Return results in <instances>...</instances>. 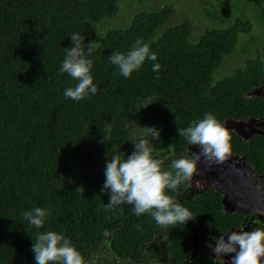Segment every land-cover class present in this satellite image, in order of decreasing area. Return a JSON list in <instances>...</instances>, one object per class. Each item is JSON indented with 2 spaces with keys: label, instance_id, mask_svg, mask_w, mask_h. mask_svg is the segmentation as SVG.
Segmentation results:
<instances>
[{
  "label": "trees",
  "instance_id": "1",
  "mask_svg": "<svg viewBox=\"0 0 264 264\" xmlns=\"http://www.w3.org/2000/svg\"><path fill=\"white\" fill-rule=\"evenodd\" d=\"M126 1L0 0V264H35L32 244L47 231L63 234L85 264H102L98 251L105 246L128 264L154 262L160 249L173 264H182L190 258L199 225L226 230L222 216L228 213L213 187L187 197L182 195L186 183L167 190L194 217L174 228H161L149 213L135 215L130 204L106 208L109 195L101 189L107 160L126 159L140 138L164 160V170L174 171L172 161L194 147L177 128L207 113L225 126L231 120L264 119V96L256 92L264 83V41L256 44L264 39V0H251L250 6L198 0L205 13L193 9L192 14H205L213 24L207 22L196 40L194 15L168 25L178 8L173 0L172 5L161 0V7L135 13L127 26L101 32L87 56L97 93L79 101L67 98L65 90L78 83L60 71L70 36L79 33L85 43L93 41V23L114 18ZM238 7L246 8L242 18L235 16ZM249 34L254 37L242 50L245 62L219 75L241 36ZM137 39L157 60L146 59L125 78L109 55L127 53ZM156 63L158 73L152 70ZM146 101L151 104L142 108ZM145 127L158 128L159 140ZM228 130L232 152L264 158V133L247 141ZM35 207L49 213L42 228L23 217Z\"/></svg>",
  "mask_w": 264,
  "mask_h": 264
},
{
  "label": "clouds",
  "instance_id": "2",
  "mask_svg": "<svg viewBox=\"0 0 264 264\" xmlns=\"http://www.w3.org/2000/svg\"><path fill=\"white\" fill-rule=\"evenodd\" d=\"M72 46L65 47V58L60 71L68 73L78 83L69 87L64 95L79 101L89 94L97 93L93 83L91 68L93 61L87 56L95 48V41L85 43V36L73 33L70 36ZM156 61L157 55L150 51L147 43L137 39L127 53L112 52L110 63L118 66L120 74L127 78L138 70L145 60ZM160 64L153 66L157 72ZM145 102L142 108L149 106ZM147 134L155 140L160 138L156 127H145ZM110 133V129L106 130ZM101 143H105L106 135ZM179 136L185 138L190 146H198L200 151L194 155L175 159L171 163L174 171L162 168L164 160L154 156L147 139L140 138L132 142L134 150L126 159L113 156L107 160L105 181L101 189L107 192L109 202L106 208L122 204L133 205V212L140 216L149 213L161 228L185 225L194 219L192 213L168 194V189L175 191L198 172V163L203 160L211 165L222 162L231 153V134L228 128L211 113L205 114L198 122L194 121L187 128H177ZM49 213L46 209L35 207L23 213V217L36 228H42ZM215 245L209 244L215 259L231 256L230 264H262L264 262V229L232 231L226 235L214 237ZM35 264H85L82 254L63 235L54 231L41 232L31 248Z\"/></svg>",
  "mask_w": 264,
  "mask_h": 264
},
{
  "label": "flooded vegetation",
  "instance_id": "3",
  "mask_svg": "<svg viewBox=\"0 0 264 264\" xmlns=\"http://www.w3.org/2000/svg\"><path fill=\"white\" fill-rule=\"evenodd\" d=\"M263 120H250L245 125L239 126L238 132L250 141L256 134L264 133ZM250 146L247 145V147ZM199 151L198 146L190 147L184 157L194 155ZM247 154L231 151L222 162L211 165L201 160L198 163V172L186 182L183 197L189 194L193 196L205 188L213 187L221 195L225 213L228 214L222 216L227 221L223 225L227 226L226 230H210L206 224L196 228L190 258L182 264H214L215 254L208 246L209 244L215 245L214 237L226 235L232 231L264 229V158L256 157L257 160H250ZM197 180L200 182L198 183ZM225 196L227 197V209L223 201ZM232 255L234 253L217 257L215 264H230ZM163 258L165 259L163 264H173L166 249Z\"/></svg>",
  "mask_w": 264,
  "mask_h": 264
},
{
  "label": "rangeland",
  "instance_id": "4",
  "mask_svg": "<svg viewBox=\"0 0 264 264\" xmlns=\"http://www.w3.org/2000/svg\"><path fill=\"white\" fill-rule=\"evenodd\" d=\"M239 1L242 2V4L246 6H250L252 2L251 0H239ZM163 3H165V5H172V0H163ZM173 5L178 8L179 12L177 11V14L171 18V20L168 22V25L176 24L177 22L181 21L183 17L187 15L189 16L194 15L193 20L195 21H194V28H193V34H192V38L194 40L198 39L200 35L203 33L207 22L210 25L213 24L211 20L209 21L208 18L204 17L205 14L204 15L202 14L201 16L199 15L200 17L196 16L195 14H192L194 13L193 9H198V13L200 14L202 12L205 13L204 5L203 4L201 5L198 0H173ZM257 6L259 7V5ZM158 7H161V0H147V2H142V0H128L126 2H123L120 7V12L117 14V16H115L114 18L108 21H104L101 24H97L95 22H94L95 24L93 23L92 29H91L92 32H93L94 25L96 26L97 24V26L95 27V31L93 33L91 32V36L93 37L96 46L101 41V37L98 38L99 35L101 34L102 31L105 33L108 29H110L108 28L109 26H112V25L113 26H127L130 22H132L131 19L133 20L132 17L135 15V13L141 10H146V9H156ZM241 10L246 11V8L238 7V10L236 11L235 16L242 18ZM225 25H228V24L226 23ZM96 28L100 30L96 31ZM241 37H242L241 38L242 41L239 47L237 48L236 52L226 60V62L220 69L219 75H223L224 73H229L234 69V67L242 65L245 62L246 57L242 56V53H243L242 50L248 46L249 44L248 41L252 40L254 36L249 34V35H242ZM263 41L264 39L257 40L256 44L261 45ZM251 55H252L251 53L248 54L249 57ZM217 77L218 76H216V78ZM256 92L264 96V83L259 89L256 90ZM262 122L264 123V120ZM245 124L246 122L231 120V121H227L226 126L227 128L236 130L238 132L239 126H242ZM263 128H264V124H263ZM199 182L200 181H198V183ZM98 252L101 254L99 260L102 261V264H128L126 263L125 259L117 260L116 257L111 252V250H109L108 247L106 246L104 250H101V252L99 250ZM98 252L96 251L95 253L98 254ZM163 254H164V250L160 249V251H157L158 257L156 258L154 262H156L157 264H163V260H165L163 258ZM138 264H144V263H138Z\"/></svg>",
  "mask_w": 264,
  "mask_h": 264
},
{
  "label": "water",
  "instance_id": "5",
  "mask_svg": "<svg viewBox=\"0 0 264 264\" xmlns=\"http://www.w3.org/2000/svg\"><path fill=\"white\" fill-rule=\"evenodd\" d=\"M223 201H224V205H225V207L227 209V197L226 196L224 197V200Z\"/></svg>",
  "mask_w": 264,
  "mask_h": 264
}]
</instances>
